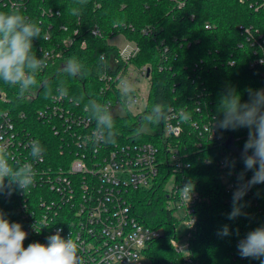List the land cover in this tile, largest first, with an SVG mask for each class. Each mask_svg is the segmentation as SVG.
<instances>
[{"label":"trees","instance_id":"obj_1","mask_svg":"<svg viewBox=\"0 0 264 264\" xmlns=\"http://www.w3.org/2000/svg\"><path fill=\"white\" fill-rule=\"evenodd\" d=\"M4 3L5 0H0V13L18 12L27 23L40 28L39 35L31 38L30 54L36 60L40 57V48L50 46L45 40L49 24L53 25L51 35L54 40L70 35L74 29H78L79 34L62 60L46 68L26 69V75L35 80L28 88L0 80V94L6 95V101L0 99V118L9 110L18 119L25 114L22 124L39 128L44 136L57 142L52 127L37 120L36 112L46 108L57 94L73 98L83 108L102 103L105 98L101 93L100 73L106 63H111L118 55L117 47L109 40L122 34L136 41L140 51L133 62L152 68L147 106L145 112L137 116L107 117L109 135L156 143L161 158L166 161L162 163L161 174L167 175L171 173L168 151L159 128L168 109L189 107L190 113L194 114V107L198 105L203 111L212 113L225 140H233L232 145L206 144L199 148L200 134L189 122L181 137L172 139L181 153H188L186 160L190 162V168L185 174L205 197L197 208V229L190 242L191 255L196 264H260L259 259H235L234 254L237 244L248 232L264 227V183L253 185L255 200L238 201L242 205V214L230 220L228 215L233 211V200L224 190L218 163L224 152L231 151L238 158V170L247 177L254 175L253 170L245 172L244 165L249 127L222 128L221 124L226 105L233 97L239 96L241 105H251L258 94L264 96V62L255 68L250 66L254 58L264 59V43L260 41V46H253L239 28L240 25L252 26L260 30L264 39V10L256 12L249 3L241 0H188L182 9L170 0H27L20 10L9 9ZM45 10H52L53 15L44 14ZM58 11L60 16L56 15ZM207 23L211 25L210 29L206 28ZM64 26L67 31L63 30ZM96 26L101 31L100 36L92 34ZM147 27L153 28L151 34H144L143 29ZM255 51H259L257 56ZM260 113H264V104ZM147 118H152L156 129L151 136L141 133ZM252 153L253 149H248L247 155ZM163 182L162 176L156 188L135 191L133 208L143 224L164 231L163 236L154 240L145 251L151 264H182V256L171 244L176 219L166 209L167 194ZM2 207V215L8 219V204L3 203ZM225 225L230 234L221 237L218 232Z\"/></svg>","mask_w":264,"mask_h":264},{"label":"built area","instance_id":"obj_2","mask_svg":"<svg viewBox=\"0 0 264 264\" xmlns=\"http://www.w3.org/2000/svg\"><path fill=\"white\" fill-rule=\"evenodd\" d=\"M170 1L179 9L188 2ZM241 2L249 3L256 12L264 10V0ZM7 4L9 9L20 10L26 6L27 0H5L4 5ZM44 14L52 16L53 11L45 10ZM56 15L61 14L58 11ZM52 27L49 24L45 34L50 46L40 48L37 61H41V68L62 60L79 34V30L74 29L70 35L54 40ZM62 28L67 31V27ZM206 28L210 29L211 25L207 23ZM239 28L253 46H260V41L264 43L260 30L242 25ZM152 31V27L143 29L147 35ZM92 34L100 36L101 31L96 26ZM120 35L124 37L125 44L114 45L118 55L111 63H106L100 73L101 93L105 98L102 103L83 108L73 98L57 94L46 108L36 112L37 120L52 127L57 142L44 136L39 128L22 124L25 114L18 119L10 110L2 113L0 159L6 161L13 176L5 177L0 186V214L3 212L2 204L7 203V220L21 224L26 232L25 249L32 243L47 245L51 236L59 234L65 241L73 239L77 242V264H151L145 251L154 240L163 236L164 231L140 221L134 212L133 193L156 188L163 176L166 209L176 219L171 244L182 256V264H196L190 242L197 229V208L205 197L185 174L190 168V162L186 160L188 153H181L172 139L181 137L187 122L200 134L199 148L206 144L222 146L227 139L220 131L216 117L198 105L194 107V114L190 113L189 107H170L159 131L166 143L171 173L162 175V163L166 161L161 158L156 143L111 137L107 131L106 118L111 117L108 111L115 105H121L127 111L132 106L142 105L146 97L139 96V82L149 80L152 85L151 66H137L133 62L140 51L139 45ZM82 46L85 47V43ZM258 53L255 51L254 55ZM102 59H105L104 55ZM263 62V58L256 57L250 66L255 68ZM0 99L6 101V95L1 94ZM93 102L96 103L94 99ZM237 159L233 152L227 151L218 163L224 190L232 200L239 188L237 177L241 173L236 167ZM17 173L19 178H31L32 184L21 187L19 178H14ZM250 179L244 175L245 183ZM188 184L193 185V192L191 199L185 201L181 190ZM255 198L252 186L240 200L252 201ZM183 226L189 230L185 245H181L178 237V230ZM60 229L62 231H58ZM234 257H241L238 249Z\"/></svg>","mask_w":264,"mask_h":264},{"label":"clouds","instance_id":"obj_3","mask_svg":"<svg viewBox=\"0 0 264 264\" xmlns=\"http://www.w3.org/2000/svg\"><path fill=\"white\" fill-rule=\"evenodd\" d=\"M40 28L26 22V18L18 12L0 13V80L8 85H21L23 89L35 83L33 76L26 75V69L35 70L41 65L31 51V38L39 35ZM74 70V69H71ZM264 104V96L258 94L251 105L240 104V97L236 96L226 105L225 119L222 128L231 126L236 129L248 126L249 140L244 148L245 172L253 170L254 175L246 183L244 172L237 177L239 188L233 195V211L228 219H235L241 215L242 205L238 201L253 186L264 183V113L260 107ZM241 108L244 111H241ZM248 149H253L252 155H247ZM231 175V172L229 173ZM13 173L6 161L0 159V186L5 177H12ZM14 178H19V173ZM21 187L32 184V179L24 176L19 178ZM193 185L188 184L182 190L185 201L191 199ZM11 194V192H9ZM245 215V214H244ZM62 231V229L58 230ZM239 235V230H235ZM229 227L224 226L218 235L228 236ZM26 232L21 224L10 223L0 214V264H77V242L73 239L65 241L60 235H53L47 245L32 243L26 249L23 241ZM238 253L242 258L259 259L264 264V227L256 228L246 234L237 244Z\"/></svg>","mask_w":264,"mask_h":264},{"label":"rangeland","instance_id":"obj_4","mask_svg":"<svg viewBox=\"0 0 264 264\" xmlns=\"http://www.w3.org/2000/svg\"><path fill=\"white\" fill-rule=\"evenodd\" d=\"M109 43L115 46H123L125 44L124 37L121 35H117L111 38L109 40ZM139 87H140L139 96L147 98L151 89L149 80H141L139 82ZM146 98L144 99L142 105L132 106V108L128 111L126 108L121 107V105H115L114 107H112L110 111H108V115L114 118H124L129 114L133 115L142 112L146 109V105H145ZM152 122H153L152 118H147L143 126L141 127V133L149 136L154 135L156 129L153 127ZM188 235H189V230L187 227L183 226L181 229L178 230V237L182 242L181 245L186 244V237Z\"/></svg>","mask_w":264,"mask_h":264},{"label":"water","instance_id":"obj_5","mask_svg":"<svg viewBox=\"0 0 264 264\" xmlns=\"http://www.w3.org/2000/svg\"><path fill=\"white\" fill-rule=\"evenodd\" d=\"M0 96H1V94H0ZM232 142H233V140L231 141V140L228 139L226 143H227L228 145H232Z\"/></svg>","mask_w":264,"mask_h":264}]
</instances>
